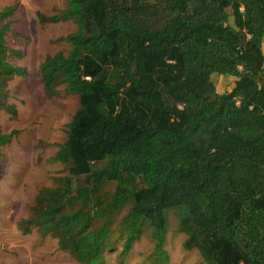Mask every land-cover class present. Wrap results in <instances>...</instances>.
<instances>
[{"label": "trees", "instance_id": "trees-1", "mask_svg": "<svg viewBox=\"0 0 264 264\" xmlns=\"http://www.w3.org/2000/svg\"><path fill=\"white\" fill-rule=\"evenodd\" d=\"M49 20L75 28L40 81L78 106L53 143L68 173L37 196L43 233L78 264H101L117 240L124 264L145 228V264H166L169 235L205 264H264V0H66ZM4 34L0 90L26 74L5 60ZM213 74L233 87L217 92Z\"/></svg>", "mask_w": 264, "mask_h": 264}, {"label": "rangeland", "instance_id": "rangeland-1", "mask_svg": "<svg viewBox=\"0 0 264 264\" xmlns=\"http://www.w3.org/2000/svg\"><path fill=\"white\" fill-rule=\"evenodd\" d=\"M65 4L66 0H0V10L14 8L7 19L0 20V29L5 32V60L26 73L13 76L0 90V131L16 132L0 146V264H78L70 252L59 249L55 238L43 233L35 219L45 204L37 203L39 192L52 184L53 176L68 173L67 165L52 160L53 143L65 139L64 124L78 106L77 96L65 93L61 86L48 95L39 77L44 56L68 48L66 42L56 39L72 31L74 22L49 20ZM262 50L264 53V43ZM234 80L212 75L217 92L230 90ZM74 178L75 186L80 187L79 176ZM110 192L111 186L106 187L97 198H107ZM126 209L113 214L114 228ZM170 220L172 230L175 220L172 216ZM181 240L179 235L168 236L166 264H205L195 249L183 250ZM120 246L121 240H117L101 264H119ZM152 246L151 230L145 228L124 264H145Z\"/></svg>", "mask_w": 264, "mask_h": 264}]
</instances>
